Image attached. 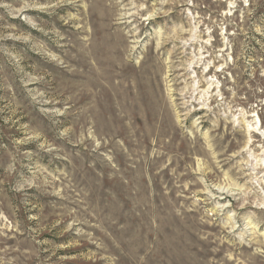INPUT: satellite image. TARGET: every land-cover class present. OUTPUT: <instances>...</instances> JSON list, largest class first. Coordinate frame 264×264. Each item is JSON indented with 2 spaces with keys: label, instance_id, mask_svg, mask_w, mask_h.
Listing matches in <instances>:
<instances>
[{
  "label": "rangeland",
  "instance_id": "374dc122",
  "mask_svg": "<svg viewBox=\"0 0 264 264\" xmlns=\"http://www.w3.org/2000/svg\"><path fill=\"white\" fill-rule=\"evenodd\" d=\"M0 264H264V0H0Z\"/></svg>",
  "mask_w": 264,
  "mask_h": 264
},
{
  "label": "bare ground",
  "instance_id": "6f19581e",
  "mask_svg": "<svg viewBox=\"0 0 264 264\" xmlns=\"http://www.w3.org/2000/svg\"><path fill=\"white\" fill-rule=\"evenodd\" d=\"M230 12V11H229ZM188 34V33H187ZM207 44V43H206ZM192 64V63H191ZM208 69V68H207ZM209 88V87H208ZM215 89V88H214ZM197 90V89H196ZM202 92V91H201ZM229 103V102H228Z\"/></svg>",
  "mask_w": 264,
  "mask_h": 264
}]
</instances>
